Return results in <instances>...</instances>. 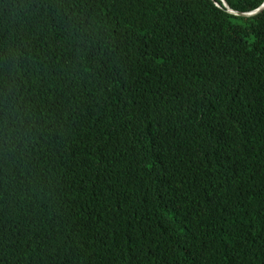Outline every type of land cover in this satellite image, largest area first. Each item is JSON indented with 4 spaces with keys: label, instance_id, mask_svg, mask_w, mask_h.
Listing matches in <instances>:
<instances>
[{
    "label": "trees",
    "instance_id": "16d2710c",
    "mask_svg": "<svg viewBox=\"0 0 264 264\" xmlns=\"http://www.w3.org/2000/svg\"><path fill=\"white\" fill-rule=\"evenodd\" d=\"M264 0H0V264H264Z\"/></svg>",
    "mask_w": 264,
    "mask_h": 264
},
{
    "label": "water",
    "instance_id": "95a60500",
    "mask_svg": "<svg viewBox=\"0 0 264 264\" xmlns=\"http://www.w3.org/2000/svg\"><path fill=\"white\" fill-rule=\"evenodd\" d=\"M224 3H225V0H222ZM264 10V2L255 10L253 11H249V12H241V11H236V10H233L231 8H227V11L233 13V14H236V15H241V16H252V15H255L261 11Z\"/></svg>",
    "mask_w": 264,
    "mask_h": 264
}]
</instances>
